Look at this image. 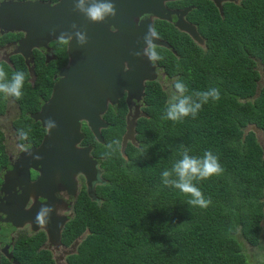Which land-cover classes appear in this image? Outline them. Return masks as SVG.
Returning <instances> with one entry per match:
<instances>
[{"label":"trees","instance_id":"1","mask_svg":"<svg viewBox=\"0 0 264 264\" xmlns=\"http://www.w3.org/2000/svg\"><path fill=\"white\" fill-rule=\"evenodd\" d=\"M253 1L251 17H264V0ZM163 33L179 60L162 48L158 57L178 97L172 101L163 85L146 83L136 104L147 117L137 121L138 146L128 144L126 159L120 153L126 105L105 114L109 127L102 131L103 144L83 129L102 180L92 198L83 190L75 201L62 240L69 244L88 233L68 263L264 264L259 202L264 159L251 136L244 142L241 137L248 122H264V93L253 103L241 102L254 93L257 73L252 79L236 72L235 61L243 58L218 49L214 30L209 55L195 49L187 58L188 39L174 30ZM255 41L264 46V33L256 34ZM6 73L0 75V111L4 88L25 112L36 111L41 102L36 91H42L47 75L32 89L23 83L24 70ZM29 247L15 253L24 264H53L35 252L37 246Z\"/></svg>","mask_w":264,"mask_h":264},{"label":"water","instance_id":"2","mask_svg":"<svg viewBox=\"0 0 264 264\" xmlns=\"http://www.w3.org/2000/svg\"><path fill=\"white\" fill-rule=\"evenodd\" d=\"M165 1L177 0H112L111 5L96 0H62L53 8L12 3L11 7L7 5L11 9L5 18H1L5 6L0 7V24L3 21L13 23L27 33L18 45L23 58L30 55L29 50L35 44L41 46V40L46 38L47 42L59 39L67 42L69 60L50 99L33 116L46 131L41 144L24 153L6 175L13 188L24 186L21 189L23 197L14 201L8 196L6 205L0 206L3 214L0 222H13L11 216L16 219L26 202L39 196L45 202L41 214L48 217L53 228L45 225L37 214V227L41 229L31 228L43 231L50 245H60L66 219L55 212L59 207L62 211L67 207L57 200V193L75 198L77 180L82 177L87 196L92 197L97 182V162L90 156L92 149L80 146L84 140L82 128L88 129L94 140L103 144L101 130L108 127L103 117L108 108L114 107L124 96L128 114L120 144L122 157L126 159L128 144L138 146L135 127L140 117L147 116L139 112V106L134 113L129 111L131 105L135 106L144 97L146 83L156 79L155 68L145 50L149 46L169 48L153 37L151 26L153 19L168 20ZM27 7L30 8L25 9ZM24 15L30 18L16 22ZM139 18L143 19L140 28L136 25ZM179 20L182 22L181 17ZM109 23L115 26L111 38ZM179 29L185 32L184 27ZM195 36L190 35L192 40L199 42ZM246 134L244 131L243 138ZM259 145L263 151L264 145L261 142ZM30 171L39 174L34 183L30 182ZM6 189L4 192L9 193ZM30 211L34 215L33 210ZM87 233L75 240L71 248H77Z\"/></svg>","mask_w":264,"mask_h":264},{"label":"flooded vegetation","instance_id":"3","mask_svg":"<svg viewBox=\"0 0 264 264\" xmlns=\"http://www.w3.org/2000/svg\"><path fill=\"white\" fill-rule=\"evenodd\" d=\"M61 1L62 0H0V7L2 5L5 6L1 13V18L7 16L12 3L30 5V7L49 6L53 8ZM96 1L98 3L112 4V0ZM30 7L25 9H29ZM164 7L166 9L165 14L168 15V20L161 21L153 19L151 21L153 37L163 41L169 46V48L161 47L162 49L169 51L171 56L179 60L177 52L172 48V43L163 33V30L167 29L170 33L171 30H174L182 34L183 40L187 38L190 42L188 43L189 50L185 56L186 58L189 57V54L196 53L195 49L200 50L201 54L204 56L209 55V41L212 38L210 32L214 30L218 33L216 39L221 42L217 46L218 49L233 54L236 60L238 59V55L243 58L235 61L233 65L235 71L238 72L237 70H239L245 72L246 77L252 79L255 78V72L257 73V80L254 81L256 86L254 93L242 99L241 102L253 103L263 96L264 50L262 47L264 46L255 41V35L264 33V17H251V13H254L253 0H177L170 2L165 1ZM182 12L183 14H181ZM180 17L182 22L179 20ZM29 18V16L25 15L24 17L20 16L16 22H22ZM255 18L258 21L257 24L255 23ZM142 21V18L137 20L136 25L138 28L142 27ZM6 23L9 22L3 21L0 24V75L2 76L5 72L8 74L9 70H24L25 81L23 83L28 84L32 89L36 87V83L39 79H43L44 75H47L48 82L45 83L42 91H36L41 102L38 103V108L34 112H25L21 104L14 100L13 94L11 95L12 91L9 88H4L5 103L2 111H0V206L6 205V200L9 195L14 198V201L17 200V197H23L21 189L24 188V186L13 188V185L7 182L6 175L14 168L13 166L20 161L24 153L36 149L41 144L46 131L41 127L42 125L39 122L35 121L33 116L38 113L50 99L53 87L55 83L58 82L60 73L67 67L69 61L67 42L61 39L47 42L46 38L41 40V46L35 44V46L29 50L30 55L23 58L18 45L19 42L27 36V33L23 28H18V26L15 24L13 25V23ZM12 25L13 27L11 28ZM179 27H184L185 32L180 31ZM108 28L111 38L115 31V26L109 23ZM261 29L262 31H260ZM190 35L199 38V42L192 40ZM157 49V46H149L145 50V53L150 56L151 63L155 68L156 79L153 82L163 86L166 83H170L172 86V81L174 80H171L166 72L165 66L160 63L161 59L158 57ZM187 72L190 73V70ZM147 84L145 86H147ZM44 96L47 97L46 100H44ZM120 103H123L124 106L126 105L125 96L120 99L114 107H109L108 111L112 108L117 109ZM137 106V104H135V106L131 105L129 112L134 113ZM125 110L126 116L128 114L126 106ZM138 110L142 113L140 108ZM83 129L84 127L82 130ZM241 130L242 141L244 142L248 136H251L254 144L261 152V159H263L264 147L262 151L259 143L261 142L264 145V122H248ZM244 131H246L247 134L243 138ZM27 132L31 135L38 134L40 138L37 140L34 139L33 136V138L30 135L27 136L26 134H29ZM85 141L86 136L83 145L87 146L85 145ZM89 146L92 149L91 154L93 155V146ZM98 167L97 183H100L102 180V169L100 168L99 162ZM29 176L30 182L34 183L39 174L38 172L34 173L30 171ZM78 181L79 178L77 182ZM81 182L82 180L80 178V183ZM4 189H6L5 191H9V193H5ZM77 195L78 190L75 198L67 196L64 193H57L56 195L57 200L62 201L67 208L65 211H62L61 207H59L55 215L64 216L66 225L72 220L75 214L74 202ZM30 197H32V195H30ZM259 202L263 205L262 211L264 213V184ZM26 203L27 204L23 206V210L17 212V216H15L17 217L16 219L11 216L13 222H0V264H24V260L15 255V253L18 249H21L22 246L26 249L30 248V244L37 246V250H35L37 254L40 253L44 256H49L53 264H69L68 259L76 255L78 249V247L71 248V246L80 236L74 238L69 244L65 243L62 240V234L66 227V225H64L65 227L62 229L60 237V245L58 247L50 245L43 231H35L31 228V226H34L36 229H41L37 227L39 224L36 214L42 217L45 225L53 228V224L48 217L44 218L41 214V212L44 211L43 206L45 202L37 196L36 199L31 198ZM31 209L34 215H32ZM0 217L3 218L2 213H0Z\"/></svg>","mask_w":264,"mask_h":264},{"label":"clouds","instance_id":"4","mask_svg":"<svg viewBox=\"0 0 264 264\" xmlns=\"http://www.w3.org/2000/svg\"><path fill=\"white\" fill-rule=\"evenodd\" d=\"M156 73V72H155ZM103 119H104V117H103ZM105 120V119H104ZM106 122V121H105ZM108 127H109V124H108ZM107 127V128H108ZM85 129V128H84ZM88 132H89V130L88 129H86ZM106 130V129H105ZM102 131L103 130H101V133H102ZM82 132L84 133V131L82 130ZM84 135H85V133H84ZM84 140H85V136H84ZM84 140L81 142V144H80V146L81 147H90L89 145H87V146H84L83 145V142H84ZM104 141V140H103ZM104 143V142H103ZM125 152H126V150H125ZM92 153V152H91ZM90 153V156L92 157L93 155ZM126 156V155H125ZM94 160H96L94 157H92ZM96 162H97V160H96ZM101 168V167H100ZM96 169H97V171L99 172V167H98V162H97V165H96ZM80 178H81V180H82V182L80 183ZM79 178V181H78V184H77V189H76V192H77V190H78V195H77V198H78V196L79 195H81V193L83 192V190H84V192H86V189H85V186H84V181H83V178L82 177H80ZM99 183H94V185H95V188H96V185H98ZM94 192H95V189H94ZM86 195H87V192H86ZM94 195V194H93ZM89 197V196H88ZM93 197V196H92ZM92 197H89V198H92ZM76 198V199H77ZM76 201V200H75ZM74 204H75V202H74ZM264 220V219H263ZM263 222V221H262ZM261 227H262V230H263V223H261ZM262 239H264V234H263V236L261 237Z\"/></svg>","mask_w":264,"mask_h":264},{"label":"rangeland","instance_id":"5","mask_svg":"<svg viewBox=\"0 0 264 264\" xmlns=\"http://www.w3.org/2000/svg\"><path fill=\"white\" fill-rule=\"evenodd\" d=\"M163 88L165 89V91L167 92V94H169V97H170V99L173 101V100H175L177 97H178V95H176V94H174V92H173V90H172V86H171V84L170 83H166L164 86H163ZM263 232H264V220H263ZM263 243H264V239H263ZM247 250V252L248 253H250V254H256V253H258V257L260 256V254H261V252H257V251H254L253 249H250V248H247L246 249ZM264 254V253H263Z\"/></svg>","mask_w":264,"mask_h":264}]
</instances>
